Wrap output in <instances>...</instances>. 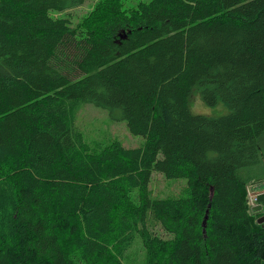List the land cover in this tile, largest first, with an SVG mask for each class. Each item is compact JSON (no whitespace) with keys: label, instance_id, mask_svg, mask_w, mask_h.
Instances as JSON below:
<instances>
[{"label":"trees","instance_id":"trees-1","mask_svg":"<svg viewBox=\"0 0 264 264\" xmlns=\"http://www.w3.org/2000/svg\"><path fill=\"white\" fill-rule=\"evenodd\" d=\"M84 1L0 0V264H123L137 236L147 264H264V0L55 17ZM85 104L143 146L90 147ZM153 172L185 196L153 197Z\"/></svg>","mask_w":264,"mask_h":264},{"label":"rangeland","instance_id":"rangeland-1","mask_svg":"<svg viewBox=\"0 0 264 264\" xmlns=\"http://www.w3.org/2000/svg\"><path fill=\"white\" fill-rule=\"evenodd\" d=\"M105 0H85L83 4L75 9L64 11L55 15L67 16L73 24H77L87 17L94 9ZM107 1V0H106ZM151 0H119L125 8L135 7L139 3H149ZM189 111L194 115L221 116L226 114L227 108L224 104L208 107L202 103L198 95L190 99ZM76 125L81 131L84 140L90 147L98 150L110 142H118L125 148H139L143 146L144 140L128 132V128L122 121L111 120L108 111L91 104L80 107L76 116ZM148 190L156 198H178L185 196L186 182L183 179H167L160 173L153 172L152 179L148 183ZM249 193H264V184L251 185ZM160 235L165 237L163 232ZM142 240L137 236L132 246L127 249L123 256V264H147V257L143 249ZM78 264V263H76ZM84 264V263H79Z\"/></svg>","mask_w":264,"mask_h":264},{"label":"built area","instance_id":"built-area-1","mask_svg":"<svg viewBox=\"0 0 264 264\" xmlns=\"http://www.w3.org/2000/svg\"><path fill=\"white\" fill-rule=\"evenodd\" d=\"M251 189V187L249 186L248 188H247V206H249V209H252L253 207H255V206H257V204H256V200H257V197L260 195L259 193H249L250 191H252V190H250ZM261 211H263V213H264V206L263 207H261Z\"/></svg>","mask_w":264,"mask_h":264},{"label":"water","instance_id":"water-1","mask_svg":"<svg viewBox=\"0 0 264 264\" xmlns=\"http://www.w3.org/2000/svg\"><path fill=\"white\" fill-rule=\"evenodd\" d=\"M260 209H261L260 205H257L255 207H253L252 212H259ZM205 220H207V212H206V215L204 216V220H202L203 221L202 222V226L203 227H205V225H206V221ZM257 223L258 224H263L264 223V215L258 219Z\"/></svg>","mask_w":264,"mask_h":264}]
</instances>
